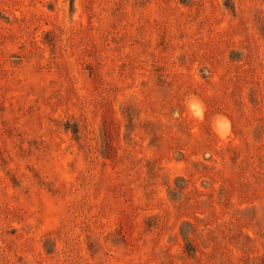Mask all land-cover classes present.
<instances>
[{
    "label": "rangeland",
    "instance_id": "1",
    "mask_svg": "<svg viewBox=\"0 0 264 264\" xmlns=\"http://www.w3.org/2000/svg\"><path fill=\"white\" fill-rule=\"evenodd\" d=\"M0 264H264V0H0Z\"/></svg>",
    "mask_w": 264,
    "mask_h": 264
}]
</instances>
